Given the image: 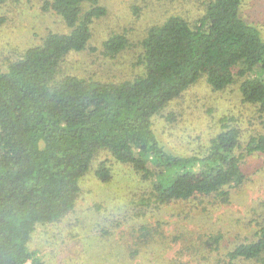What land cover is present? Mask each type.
Wrapping results in <instances>:
<instances>
[{
    "label": "trees",
    "instance_id": "trees-1",
    "mask_svg": "<svg viewBox=\"0 0 264 264\" xmlns=\"http://www.w3.org/2000/svg\"><path fill=\"white\" fill-rule=\"evenodd\" d=\"M243 3L208 0L193 21L170 15L141 27L107 25L108 9L99 0L48 3L62 29L0 67V264H46L29 250L31 235L37 224L73 209L98 149L151 181L157 203L197 195L229 201L230 189L245 178L242 159L264 153V133L251 134L242 147L240 129L222 117L205 150L186 153L161 140L154 117L202 75L214 90L238 77L242 101L263 117L264 34L243 17ZM99 45L110 56L133 53L143 72L121 81L56 78L68 54ZM95 174L103 182L111 177L103 162ZM228 257L264 264V224Z\"/></svg>",
    "mask_w": 264,
    "mask_h": 264
},
{
    "label": "rangeland",
    "instance_id": "rangeland-1",
    "mask_svg": "<svg viewBox=\"0 0 264 264\" xmlns=\"http://www.w3.org/2000/svg\"><path fill=\"white\" fill-rule=\"evenodd\" d=\"M50 1L0 0V67L42 42L47 32L62 29ZM206 1L99 0L108 9L106 24L112 27L152 26L170 15L193 21ZM241 12L264 34V0H244ZM142 72L133 53L110 56L99 45L68 54L56 78L74 74L121 81ZM240 81L236 77L226 88L214 90L206 75L199 77L154 117L161 140L176 151L203 152L222 117L240 129L242 147L251 134L264 133V115L242 101ZM102 162L111 174L106 182L95 174ZM241 162L244 181L230 189L227 203L213 195H197L160 204L151 196V181L131 164L117 161L109 150L98 149L80 179L73 209L56 222L37 224L29 250L46 264H262L228 257L235 245L253 238L264 224V153L245 156ZM217 233L222 238L215 244Z\"/></svg>",
    "mask_w": 264,
    "mask_h": 264
}]
</instances>
